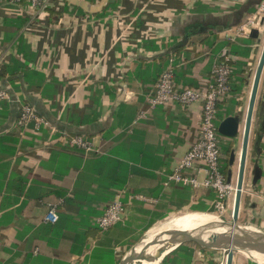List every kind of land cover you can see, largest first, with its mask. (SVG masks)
<instances>
[{
  "label": "crops",
  "instance_id": "0c3cea01",
  "mask_svg": "<svg viewBox=\"0 0 264 264\" xmlns=\"http://www.w3.org/2000/svg\"><path fill=\"white\" fill-rule=\"evenodd\" d=\"M263 4L48 0L45 9L36 10L29 0H0V89L10 95L0 101V264H119L118 247L98 248L92 237L83 254L71 255L69 249L72 236H86L115 200H126L120 224L133 233L159 223L153 215L212 205V190L164 186L198 139L201 104L184 108L170 103L146 118L139 116L148 112V95L170 60L184 90L206 88L214 64L232 59L234 79L243 77L244 82L238 94L232 91L236 84H230L231 93L219 104V123L246 113L264 34L253 43L251 36L237 37V31ZM263 19L264 14L258 17L260 24ZM234 46L251 48L250 55L236 53ZM25 104L49 125L39 131L33 124L20 128ZM243 129L244 122L235 140L238 159ZM74 136L93 143L97 152L70 147ZM256 166L262 177L254 183ZM246 179L252 190L242 196L243 202L247 195V222L263 228L264 219L258 218L264 217V70ZM135 195L158 204L131 199ZM53 207L56 221L49 218ZM57 224L62 235L56 240L51 230ZM221 255L197 250L193 264H218Z\"/></svg>",
  "mask_w": 264,
  "mask_h": 264
},
{
  "label": "built area",
  "instance_id": "2783aa9c",
  "mask_svg": "<svg viewBox=\"0 0 264 264\" xmlns=\"http://www.w3.org/2000/svg\"><path fill=\"white\" fill-rule=\"evenodd\" d=\"M29 2L36 10H43L48 4V0H29ZM262 14H264V4L256 14L239 27L237 37H250L253 29L261 28L258 17L262 16ZM175 68L174 60H170L169 65L161 74L155 90L148 95V112L141 113L139 118H146L150 111L170 103L179 104L184 108L201 104L202 118L198 139L177 163L173 172L167 176L164 186L170 187L174 185L191 190H212L216 193V211L223 215L227 209L228 200L232 197L235 198L236 186H234L232 181H227L222 172L221 162L224 156L220 148L221 140L218 132L219 104L230 93V77L233 71L228 61L215 63L212 69L213 81L206 88H187L182 90L176 82ZM9 99L8 91L0 89V101ZM17 124L23 129L33 124L36 131H39L43 126L49 125L28 104L22 105ZM68 144L70 147L81 149L86 153L97 152L93 143L82 136L70 138ZM131 199L150 206L158 204V200L143 195H135ZM126 206L127 204L121 199L112 202L105 209L103 215L97 219V226L101 230L107 231L123 222L127 210ZM56 211L57 208L53 207L49 214V218L54 221L57 220ZM0 246H2L1 240ZM223 253L228 254L227 251H222ZM226 260L227 255L224 264H226ZM219 261H222V258ZM252 264L259 263L253 261Z\"/></svg>",
  "mask_w": 264,
  "mask_h": 264
},
{
  "label": "water",
  "instance_id": "95a60500",
  "mask_svg": "<svg viewBox=\"0 0 264 264\" xmlns=\"http://www.w3.org/2000/svg\"><path fill=\"white\" fill-rule=\"evenodd\" d=\"M261 26H264V19L261 22ZM261 34L260 29H253L250 36L252 39H258ZM263 70L264 48L255 73L247 112L242 111L239 114L228 116L220 121L218 126V132L222 137L237 140L240 137L241 126L244 122L239 159L237 150H233L229 162L230 169L228 175L229 179H231L233 176V168L236 162L239 161L232 222L220 220V222H210L193 230L172 228L156 232L155 234H150V229L143 238L125 253L119 264H134L135 259L141 253L146 252L153 246H157L158 249L151 255V258L155 260L161 259L158 262L160 264L173 251L181 245L188 243H193L200 248L210 251H227L226 264H234L236 252H256L264 255V232L252 226L238 225L244 193L251 127ZM254 174V183H257L262 177L261 169L258 166L255 167ZM216 204L217 202L214 201L206 214L213 215L216 213ZM222 229L224 232L219 231ZM173 246V250L162 255L165 249Z\"/></svg>",
  "mask_w": 264,
  "mask_h": 264
},
{
  "label": "trees",
  "instance_id": "16d2710c",
  "mask_svg": "<svg viewBox=\"0 0 264 264\" xmlns=\"http://www.w3.org/2000/svg\"><path fill=\"white\" fill-rule=\"evenodd\" d=\"M250 42H255V40L250 38ZM232 45V44H230ZM234 51L236 53H241L244 55V57H248L251 52V48H244L240 50L237 46H234ZM227 57L226 54H224V58ZM233 60L229 59L228 63L231 65L232 69L235 72L234 66L232 64ZM244 71H241L240 73H243ZM237 75V72L231 75L230 77V84L235 83L236 86L232 89L233 93L238 94L241 91L242 84L244 82V78H239L237 77L234 79V77ZM231 91V90H230ZM231 93V92H230ZM221 143H220V148L223 153L224 159L221 162L222 166V172L224 173L227 181H231L229 179V169H230V156L231 152L234 150V139H228L224 138L221 135H219ZM225 141V142H224ZM211 199L216 200V193L213 192V194L210 196ZM126 202V200H122ZM188 209V208H186ZM189 209L197 210L193 212H202L204 209L201 207H197L196 205L190 207ZM105 211V210H104ZM203 213V212H202ZM168 215H162V214H156L153 215L154 221H163ZM120 224V223H119ZM115 225L114 227L110 228L107 231L101 230L97 225L95 228H93L91 231L87 232L86 236H82L81 234H75L71 238V242L69 245L70 249V254L71 255H81L83 252L88 249V240L90 237L95 239L96 246L101 249H115L116 247H122L123 253L125 254L127 251H129L135 244L131 243L128 245L126 241L132 235L134 234L132 230H130L128 227L120 225ZM150 228H147L144 230V232H147L150 230ZM61 227L59 224L52 226V232L53 236L56 237V240L59 236L62 235L61 233ZM92 233V234H91ZM91 234V235H90ZM134 244V245H133ZM199 250L200 252H214L210 250H206L203 248H200L199 246L193 244V243H188L181 245L179 248H177L175 251H173L171 254H169L162 262V264H193L194 263V258H195V253L196 251ZM122 259V255H120V260ZM207 264H217L212 261H207Z\"/></svg>",
  "mask_w": 264,
  "mask_h": 264
},
{
  "label": "rangeland",
  "instance_id": "374dc122",
  "mask_svg": "<svg viewBox=\"0 0 264 264\" xmlns=\"http://www.w3.org/2000/svg\"><path fill=\"white\" fill-rule=\"evenodd\" d=\"M258 29L261 30V28H258ZM262 34H264V31H263ZM238 148H239L238 141H235V143H234V150H237L238 151ZM233 183H234V186H236V180ZM251 192H252V190H250V188H247V179H246L245 180V184H244V194H251ZM246 196L247 195H245V197L243 199V202H242V207H241L242 209L240 211L238 225H240V226H252V227H254V228H256V229L261 230V231L264 232V227L263 228H260L261 226H255V225H252V224H250V223L247 222V218L250 217V216H248V214H247V211L249 209L248 208L249 206H248L247 201H246ZM196 206L203 208L204 209L202 211L203 213L200 212V211L199 212H193V211H197V210H193V209H189V208L188 209H179V210H176L175 212L169 214L163 221H161V222L157 223L155 226H153V228L154 229L159 228L167 220L170 221L171 218L175 219V218L183 217V216H185L186 214H189V213L190 214L191 213L206 214V213H208V210L211 208V205L210 206L196 205ZM233 208H234V197H232V198H230L228 200L227 209L225 210V212H224L223 215H220V213L218 211H216V213H214L213 216L216 217V218H219L222 221H226V222H230L231 223L232 222ZM258 219H259V222H260V221H263L264 217L258 218ZM153 228H151V229H153ZM147 232H144V230L143 231L142 230L141 231H138L137 230L132 235V237H130L128 239V241H126V243H128V245L131 244V243L136 244L141 238H143V236ZM122 247L123 246L118 247V249L120 250V254L123 257L125 254L123 253ZM226 255H227V253H223L221 256H219L220 257V260L222 258V261H219L218 264H224V260L226 259ZM253 261H255V260H253V258H251L249 255H245L244 252L243 253L242 252H236L235 253L234 264H252Z\"/></svg>",
  "mask_w": 264,
  "mask_h": 264
},
{
  "label": "bare ground",
  "instance_id": "6f19581e",
  "mask_svg": "<svg viewBox=\"0 0 264 264\" xmlns=\"http://www.w3.org/2000/svg\"><path fill=\"white\" fill-rule=\"evenodd\" d=\"M210 222H220L219 218L214 217L210 214H197V213H189L183 217L170 219V221L161 225V227L156 229H151L150 234H155L156 232H160L163 230H168L172 228L183 229V230H193L204 224H208ZM220 232H224V230H219ZM158 247L153 246L146 252L141 253L134 261V264H158L161 259H153L151 255L154 254L155 250L157 251ZM173 247H168L162 252V255L168 253L173 250ZM243 253V252H242ZM245 255H249L253 260H255L259 264H264V255L258 254L256 252L245 253Z\"/></svg>",
  "mask_w": 264,
  "mask_h": 264
}]
</instances>
